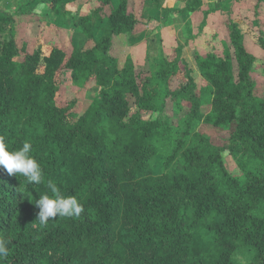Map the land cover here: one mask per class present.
<instances>
[{"label": "trees", "instance_id": "trees-1", "mask_svg": "<svg viewBox=\"0 0 264 264\" xmlns=\"http://www.w3.org/2000/svg\"><path fill=\"white\" fill-rule=\"evenodd\" d=\"M75 1L92 0L66 3ZM110 1L79 12L76 25L90 47L21 37L23 25L39 18L37 4L57 12L64 0L0 9V137L10 150L30 142L44 176L29 185L0 168V238L10 241L0 264H230L238 244L254 250L246 264H264V71H255L258 59L244 45L249 35L264 52V30L251 31L229 10L223 55L196 53L206 82L198 86L181 48L152 70L130 59L120 67L115 39L137 19L133 0H119L104 14ZM235 1L239 8L264 6ZM201 3L162 9L192 13ZM94 19L106 23L97 40ZM91 81L99 86L95 102L80 111L73 86ZM199 123L223 130L234 124L224 147L240 174L224 167L221 148L199 134ZM165 141L161 170L152 174L151 160ZM48 180L83 204L79 217L39 224L35 201ZM201 231L216 250L198 248Z\"/></svg>", "mask_w": 264, "mask_h": 264}, {"label": "rangeland", "instance_id": "rangeland-1", "mask_svg": "<svg viewBox=\"0 0 264 264\" xmlns=\"http://www.w3.org/2000/svg\"><path fill=\"white\" fill-rule=\"evenodd\" d=\"M27 1L0 0V9L13 13L20 5H25ZM71 1L64 0L57 12L50 10L43 4L44 8L40 13L36 12L39 18L23 25L21 37L36 35L45 44L63 43L66 46H92V40L87 39L85 35L80 33L76 25L79 12L87 5L77 1L66 3ZM99 2L100 0H92L87 6L88 9L99 6ZM118 3L119 0H111L109 4L103 5V13L108 15ZM40 4L42 3L37 4L35 9ZM213 4L216 7L211 10L210 7ZM238 5L235 0H202L200 8L192 13L168 14L165 9H162L163 7H158L155 0H133V3L130 1L129 7L130 9L133 8L137 23L130 33L120 35L115 39L114 53L118 58L120 67L130 59L137 69L152 70L158 66L160 59L164 56H172L174 48H181V56L193 68L197 85L204 86L206 82L201 77L194 58L196 53L200 56H204L209 52H213L218 56L223 55V48L229 43L225 25L229 10L231 11V17L241 19L244 26L251 31L257 32V28L264 30V6L261 9L258 8L259 10H253L249 7L251 4L248 2L240 8ZM180 6L182 7L184 4ZM105 26V22L92 20L93 40H97L101 36ZM244 45L246 50L258 59L255 71L259 74L263 73L264 52L249 35L244 37ZM98 87L94 81L83 87L73 86V90L77 91L80 111H84L94 104ZM208 108L209 106H203L202 110L206 112L209 110ZM168 111V114H171L169 108ZM153 115L156 117L157 113ZM173 116L175 123H180L182 114L174 110ZM233 126L234 124H231L228 130H223L199 123L196 130L200 135L205 136L204 138L209 142V145L221 148L220 156L224 167L237 175L240 174L237 162L228 149L224 147ZM167 142L165 141L163 145L162 143L159 145L158 152L151 160L152 174H158L161 170L162 159H164L165 153L168 152ZM190 143L199 144V141L191 139ZM199 233L202 235V239L198 241V248L200 250L204 249V251L206 247L216 250L212 239L206 236L204 231ZM118 248L122 250L121 246ZM206 253L209 260L214 261L215 255L211 252ZM253 253V249L238 244L231 257L230 264L249 263L254 255Z\"/></svg>", "mask_w": 264, "mask_h": 264}, {"label": "clouds", "instance_id": "clouds-1", "mask_svg": "<svg viewBox=\"0 0 264 264\" xmlns=\"http://www.w3.org/2000/svg\"><path fill=\"white\" fill-rule=\"evenodd\" d=\"M43 8L44 5L40 4L35 11L40 13ZM31 148V143L25 142L22 147L10 150L4 138L0 137V168L9 175L18 174L25 178L29 185H39L44 181L43 170L31 155ZM46 188L47 191L35 201L39 209L36 220L41 226L47 225L50 219L75 218L83 212V204L77 197L64 195L52 180L47 181ZM9 243V240L0 238V261L9 256Z\"/></svg>", "mask_w": 264, "mask_h": 264}, {"label": "crops", "instance_id": "crops-1", "mask_svg": "<svg viewBox=\"0 0 264 264\" xmlns=\"http://www.w3.org/2000/svg\"><path fill=\"white\" fill-rule=\"evenodd\" d=\"M160 8H174L181 7L180 5L184 4L185 0H156ZM212 7H216L214 4ZM161 10V9H160Z\"/></svg>", "mask_w": 264, "mask_h": 264}]
</instances>
